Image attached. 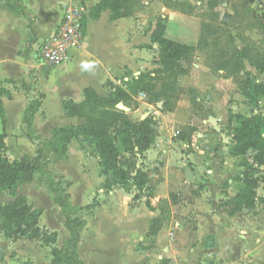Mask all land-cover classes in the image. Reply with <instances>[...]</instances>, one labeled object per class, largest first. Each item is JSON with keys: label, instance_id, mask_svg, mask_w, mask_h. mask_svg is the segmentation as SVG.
I'll use <instances>...</instances> for the list:
<instances>
[{"label": "crops", "instance_id": "1", "mask_svg": "<svg viewBox=\"0 0 264 264\" xmlns=\"http://www.w3.org/2000/svg\"><path fill=\"white\" fill-rule=\"evenodd\" d=\"M71 1L73 0H24L28 15L17 16L9 10L5 0H0V84L10 94V97L3 98L8 126L4 129L0 119V133L5 131L7 135L6 155L11 161L23 156L36 157V153L52 138L56 129L83 124L84 121L79 117L67 116L64 103L84 102L85 89L90 88L99 95L106 96V88L109 86H124L122 80L128 82L141 73L160 68L159 47L152 43V35L158 18L168 16H159V12L154 9L155 3L149 0H135L142 8L130 18L112 21L109 10L104 11L97 20L91 19L89 14L87 24L85 23V42L81 48L71 50L69 62L60 67L42 64L38 58L39 49L58 32L64 9ZM101 1L85 0V3L91 11ZM152 17L157 19L151 25ZM30 26L34 27L33 33ZM195 30L194 40L183 42L171 36L168 21L165 37L197 46L201 28L197 26ZM205 55V51H198L192 59L190 74L178 80L180 88L192 89L193 93H181L175 101L176 108L173 112L163 113L154 109L155 114L149 113L156 115L153 117L158 125L155 143L144 154L147 158L145 163L146 166L155 163L161 173L151 177L160 179L153 197H141L136 200L138 205L131 207L132 198L121 189L116 192L118 205L121 206L118 209L110 206L97 208L93 219L86 217L84 210L81 215L86 220V227L81 232L79 249L87 239L91 242L104 239L99 227L106 224L110 226L109 223L114 222L117 217L124 224L122 229H118L121 264H160L164 259L170 261V264H194L200 259L205 263L209 257H218L223 252L233 261H252L245 253L248 242L242 239L246 237L241 234L247 231L244 230L247 227L238 219L239 214H248L249 211L231 215L234 198L239 192V183L235 179L241 175V158L232 153L236 131L227 130L226 125L230 110L246 115V111L251 108L254 110L253 114L264 116V98L257 103L247 100L237 85L235 88L234 80L226 78L225 72H215L208 67ZM183 65L187 66V63ZM257 81L264 84V78ZM38 95L42 98V105L34 116V138H30L24 116L30 103ZM139 99L142 106L135 109L133 115L145 107L152 111L153 106L142 101L140 96ZM211 118L217 120L216 125L212 124ZM190 119L201 122V126H197L194 121L190 122ZM187 126L194 128L190 142L178 138L179 133ZM82 145L86 146V142L73 140L68 146L66 159L51 154L59 159L63 168L62 175L68 181L66 187L72 204L86 208L90 202L75 201L71 191L78 183L73 185L74 179L69 178L67 173L72 164H77L79 170L81 168L85 172L90 160L86 150L81 149ZM14 150L17 154L10 155ZM148 153L152 154V160ZM94 156L100 186L106 178L100 175L99 157ZM149 169L151 168L147 167L143 170L148 172ZM188 170L193 173L192 181L186 178ZM83 175L87 176L85 173ZM35 180L34 178L33 182L22 186L29 187ZM99 192L102 197L105 191ZM109 193L114 197L113 191ZM172 194L177 196L176 204L171 203ZM20 195L27 196L24 193ZM162 201L175 209L182 208L183 213H192L193 222L190 224L195 226L192 229L185 227L183 219L172 216L170 223L165 222L156 236H149L152 221L160 217L158 204ZM124 204L126 208L123 207ZM54 207L58 217L55 218L56 227L43 226L65 237L62 246L69 238V232L60 208L55 204ZM144 235L149 242L147 247L139 248L134 241L145 240ZM240 243L245 246L244 249ZM94 251V248L89 251L90 257L94 256ZM84 260L82 259L83 262ZM259 263L264 264V258Z\"/></svg>", "mask_w": 264, "mask_h": 264}, {"label": "trees", "instance_id": "2", "mask_svg": "<svg viewBox=\"0 0 264 264\" xmlns=\"http://www.w3.org/2000/svg\"><path fill=\"white\" fill-rule=\"evenodd\" d=\"M85 2V0H79ZM6 6L15 15H28L24 6V0H5ZM168 7L173 3L175 8L184 11L185 3L173 0H164ZM183 4V5H182ZM219 5L218 0H210L208 7L214 10ZM186 7V6H184ZM190 7V12L192 7ZM142 6L135 0H102L90 11V18L97 20L104 11L109 10L111 20L130 18L141 10ZM168 18L159 17L156 29L152 35V43L158 45L160 59L156 74H162V78L155 77L154 71L141 73L138 77L126 82L124 86L113 85L109 95L101 96L93 89H85L84 102L80 104L67 101L64 108L67 116L79 117L83 124L74 127L58 128L44 149L39 150L36 157L23 156L19 160L11 161L7 155L6 133H0V191L14 194L22 185L33 182L35 175L41 173L47 175V161L49 155L54 153L60 159H66L68 146L73 140L89 142L92 152L99 157L100 174L105 177L104 190L112 191L111 180L126 183L136 189L140 199L143 193L153 197L155 186L150 184L148 172L137 169L138 154L142 155L155 143L157 137L158 121L153 116L145 120L133 121L125 112L117 108V105L127 104L135 96L145 95V102L155 106L160 112H173L176 108L177 97L184 93L178 85L182 76L190 74L191 62L198 51L214 50L218 45L210 37H216L219 31L210 24L201 26L200 39L197 46L179 43L165 37ZM87 24V21L85 22ZM225 24L227 22H224ZM259 30L264 42V24ZM207 65L215 72H225L226 78L233 79L242 95L249 101L257 103L264 98V84L259 83L251 74L247 66L254 68L264 76V47L255 42H245L242 49L236 48L234 52L225 50L216 51L214 56L206 59ZM187 63V66L183 65ZM161 81L158 86L157 82ZM134 93V95L132 94ZM189 93H193L190 89ZM10 97L9 92L0 84V119L4 129L8 126V117L3 98ZM163 102L161 108L158 104ZM42 105L41 99H34L27 108L24 116V124L28 130V137L34 138L33 119ZM227 130L236 131L232 153L241 158L239 167L240 176L235 179L239 183V192L234 198V207L231 215L252 211L258 204L264 205V195L259 196L257 190L262 187L264 191V116L253 114L250 116L229 112ZM194 128L189 126L182 129L178 138L182 141L191 140ZM138 149V151L136 150ZM129 155V159L125 156ZM53 190V201L61 210L65 219V227L69 232V238L57 247L59 234L51 231L41 224L42 211L35 209L25 196H17L10 203L0 205V232L5 238L11 240L25 239L41 243L44 247L53 246L51 264H84L79 254L81 232L86 227V220L81 213L89 208L74 206L67 192L60 182L48 180ZM171 203H177V196L171 195ZM160 205V217L152 221L149 236H156L165 223V215L169 204L166 201ZM150 208L149 202L147 203ZM5 255L0 252V263H5ZM26 264H35L27 261Z\"/></svg>", "mask_w": 264, "mask_h": 264}, {"label": "rangeland", "instance_id": "3", "mask_svg": "<svg viewBox=\"0 0 264 264\" xmlns=\"http://www.w3.org/2000/svg\"><path fill=\"white\" fill-rule=\"evenodd\" d=\"M149 1L151 3H155L154 9L159 12V16L164 15L169 17L168 21L170 22V34L177 40H181L183 42L188 41V43L192 42L196 36V27L199 26L201 28V25L203 23L210 24L213 28L219 31V34L216 37H210V40L215 41L218 47L214 48V50L206 51V55L204 56V58H210V55L214 56L216 54V51L219 50L234 52L236 48L242 49L244 46V41L255 42L259 46L264 47L263 36L258 28L261 24H264V0H218L219 5L214 10H211L208 7V2L210 0H177L185 3L184 6L186 7L183 6L184 11H182L180 8H175V5L173 3H169L168 7H166L163 3L164 0ZM187 5H190L193 8L191 13H188V11L190 12V7H187ZM156 19L157 17H152V21L150 22V24L152 25V23H154ZM224 22L227 23L225 24ZM33 28L34 27L30 26L32 33L34 32ZM30 52L32 53V50ZM247 67V69L252 72L251 74H253L257 79L264 78V76L254 68L250 67L249 65ZM157 71L159 72L158 69H154V76L159 79L162 78L163 75L159 73L156 74ZM119 83L120 81L118 82V84ZM122 83L124 84L126 82L122 80ZM160 84L161 81H158L157 85L159 86ZM233 84L236 88V84ZM111 87L112 86H109L108 89L106 88L107 95H109L112 91L110 89ZM183 90L184 93H187V91H189L186 89ZM132 94L134 95V93ZM139 96L142 97V101L145 102L144 96H141V94ZM139 96L134 95L132 100L128 101L127 104L124 105L128 109L125 112L132 118L133 121H140L143 115L150 112L155 114L154 109H156V107L153 106V109H151L152 111L148 110L147 107H145L144 109H141L139 113L133 115L135 109L141 108L142 106V102L140 101ZM36 98H41V96L38 95ZM253 112L254 110L249 108L246 111V115H252ZM192 121H194L197 126H201L202 124L201 122L198 123L195 119H190V122ZM43 149L44 146L42 147V150ZM81 149L86 150V154L88 153L87 157L90 160L87 167H85V172H83L81 168L79 170V166L77 164H72L70 165V169L67 173L69 178L74 179V181H72L73 185L78 183L71 191L75 201L80 202L88 200L87 202H90L88 203L90 204L88 205L90 207L84 211L85 216L93 219L95 217L96 209L105 208L106 206L107 208H109L110 206L112 208L116 207L118 209V206L120 205H118V194L116 192L121 189H123L125 193L130 196V198H132L130 206H137L138 203L136 202V196L139 195V192L136 191L134 187L112 179V191L115 193L113 197L110 195V193H107L104 190V185H98L100 180L97 179L98 175L96 174L97 164L95 162V154L92 152L90 143L86 142V146L82 145ZM15 154H17L15 150L14 152H10V155ZM92 156L94 157L93 159L91 158ZM148 156L151 160L153 159V157H151V153H148ZM125 158L129 159L130 157L129 155H126ZM146 160L147 158L144 156L141 169L143 170L147 167L151 168L148 170L150 184L156 187L160 182V179H152L151 177L153 174H161L160 168L157 167L155 163L149 164L148 161L147 162L149 165L146 166ZM47 168V175L43 177L41 173H37L35 175V182L29 187L20 186L16 189L14 194H10L9 192L1 190L0 205L7 204L11 200L15 199V197L19 196L20 193H24L25 195H27L26 197L28 202L35 209L44 212V215L42 216V226L46 225L47 227H56L55 224L58 217L56 211H54L55 207L53 204V190L48 180L53 179L57 182H60L63 187H66L68 181H66L64 175H62L63 168L60 165L59 159L55 155H49ZM80 171H82V173H85L90 178L88 179L86 178L87 176H82V173ZM182 172H184V170H182ZM82 180L83 182H81ZM100 190L105 191L102 197H100ZM257 192L259 196L264 195L262 187H260ZM147 196H149L148 193L144 192L141 197ZM125 205L126 204H124L123 207L126 208ZM160 205L164 206L159 203L158 207ZM146 210L148 209L146 208ZM187 212L188 211H185L183 213L182 208L175 209L172 205H170L165 215V222L169 224L172 216H175L177 219H183L185 227H189L190 229H192V227L195 226L193 224H190L191 222H193L191 221L192 213ZM239 215L240 216L238 219L240 220V223H245V227H247L244 228V230H247L246 232H241V234L246 237V239L243 238L242 240L248 242L245 253L249 257V260L252 261L250 263L246 261V259L244 260V262L233 261L229 259L226 252H223L220 253L218 257L217 255L209 257L205 260V263H202L200 259L194 264H219L220 262L221 264H260L259 262H261V260L264 258V255L262 256V253L264 252V205L258 204L256 208L252 211H249L248 214ZM109 224L113 226L110 225V227L106 224L105 226L99 227V229L103 231L104 239H99L100 241L98 242H91L87 239V241H83V245L81 244L79 252L82 259H85V264H121V255L118 254V229H122L124 224L122 220L119 222L117 217L115 218L114 222ZM184 235H186V233H184ZM59 237L60 241H58L56 245L57 247L61 246L62 240L65 238L63 235ZM87 238L90 239V237L88 236ZM144 238L145 240H135L134 242H136V246H139V248L147 247L146 244L149 241L145 235ZM148 246L150 247L151 245L149 244ZM240 246L243 249L245 247L242 246L241 243ZM93 248L95 249V251L93 252L94 256L90 257L89 251ZM52 249L53 246L44 247L41 243L35 241H29L25 239L16 241L7 239L0 232V252L4 253V260L6 264H26L27 261H33L35 264H51ZM169 262L170 261H168L167 259H164L160 262V264H170Z\"/></svg>", "mask_w": 264, "mask_h": 264}, {"label": "built area", "instance_id": "4", "mask_svg": "<svg viewBox=\"0 0 264 264\" xmlns=\"http://www.w3.org/2000/svg\"><path fill=\"white\" fill-rule=\"evenodd\" d=\"M89 14L90 8L85 2L73 0L67 4L58 32L39 49L38 58L42 64L60 67L69 62L71 50L81 48L85 42V21Z\"/></svg>", "mask_w": 264, "mask_h": 264}, {"label": "water", "instance_id": "5", "mask_svg": "<svg viewBox=\"0 0 264 264\" xmlns=\"http://www.w3.org/2000/svg\"><path fill=\"white\" fill-rule=\"evenodd\" d=\"M162 105H163V102L159 103V104H158V108H161ZM118 109H120V110H122V111H127V110H128V109L124 106L123 103L118 104ZM149 115H150L149 113L143 115V116L141 117V120H145ZM211 122H212V124H214V125L217 124V120H216L215 118H211ZM216 128H217L218 131H220V129H219L217 126H216ZM136 150L138 151V149H136ZM138 158H139V162H138V164H137V169L139 170V169L141 168V166H142V163H143L142 155L138 154ZM186 178H187L188 180H190V181L193 180V173H192L190 170L187 171V176H186Z\"/></svg>", "mask_w": 264, "mask_h": 264}]
</instances>
